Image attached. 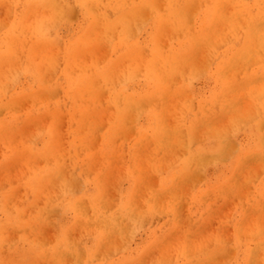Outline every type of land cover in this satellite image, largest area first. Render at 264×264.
<instances>
[{
  "label": "bare ground",
  "instance_id": "obj_1",
  "mask_svg": "<svg viewBox=\"0 0 264 264\" xmlns=\"http://www.w3.org/2000/svg\"><path fill=\"white\" fill-rule=\"evenodd\" d=\"M160 3V7L155 6ZM72 12L78 17L75 24L67 22ZM139 26L145 30L136 36ZM6 65L11 72L33 77L37 99L43 91L40 74L44 70L52 71L47 84L61 91L56 100H40L31 107L37 117L49 119L44 134L38 133L40 145L36 143L35 158L42 159L41 166H26L27 176L23 180L25 192L34 194V198L43 193L53 174L70 166L57 158L56 140L60 138L53 125L61 107L66 119L65 150L70 162H79L81 170L96 164L91 158L94 154L108 153L113 157L119 149L118 152H128L135 161L143 153L147 156L148 145L156 154L183 145L184 157L174 170L183 177L186 171L201 170L209 161H221L226 155L220 134L224 127H229L230 136L246 128L247 132L243 131L248 136L246 142H238L231 149L234 154L229 155L231 158L224 166L228 175L223 178L218 175L212 188L205 190L212 194V200L228 199L240 188L241 178L250 179L252 174L244 172L249 165H264V0H0V67ZM3 74L0 70V75ZM206 76L214 81L207 98L192 94V81ZM4 88L7 89V84H0V107L3 105L10 120L16 121L19 115L11 107L16 105L15 96L19 94ZM101 98L113 109L105 119L108 123L105 130L101 134L97 131L98 147L92 149L89 137L96 131L94 108L97 107L99 121L105 118L100 109ZM144 98L151 102L143 114L146 127H138L128 137L129 133L122 130L134 120L131 109L141 105ZM171 99L182 106L179 112ZM169 114L176 117L172 124L165 121ZM249 118L250 122H243ZM7 122L0 119V139L6 142L13 136L12 125L7 126ZM200 129L204 131L200 133ZM118 137L129 140L126 150H120L119 142L112 147ZM217 138L216 146H205ZM7 148L4 155L14 158L16 152ZM77 151L84 157L78 158ZM3 165L0 161V168ZM173 167L169 166L170 170ZM102 180L99 175L92 180L93 193L104 186ZM169 180L175 179L168 174L164 176V183L173 184ZM251 181L253 185L243 198L246 205L242 208L264 204V172L260 177L253 176ZM130 187L136 189L135 184ZM67 193V183L59 182L55 193L50 195L51 207L55 208L64 198L72 199ZM135 195L131 190H120L122 201H115L111 209L105 200L96 203V197L90 199V206L83 212L77 200L67 205L75 217L87 219L85 234L101 238L114 229L117 231L113 232L119 233L123 230L120 227L130 223L138 200ZM97 196L104 198L101 193ZM177 199L171 193L160 201L156 193L148 192L140 200L149 217L161 210L175 218ZM14 209V214L20 215V208ZM39 211L40 208L35 214L36 221L28 219L31 225L39 223ZM20 228L26 235L31 234L30 226ZM160 229H166L165 224L161 223L157 230ZM11 251L16 257L23 255L18 247ZM181 255L182 263L190 261L184 251ZM13 258L0 251V264H19L9 261ZM249 261L244 264H253Z\"/></svg>",
  "mask_w": 264,
  "mask_h": 264
},
{
  "label": "rangeland",
  "instance_id": "obj_2",
  "mask_svg": "<svg viewBox=\"0 0 264 264\" xmlns=\"http://www.w3.org/2000/svg\"><path fill=\"white\" fill-rule=\"evenodd\" d=\"M155 6L160 7L161 3ZM75 15V12L70 13L67 22L75 24L78 18ZM143 30L145 29L139 26L136 36L143 34ZM14 69L16 70V68ZM0 70L4 71V74L0 75V84H7L8 90H14L19 94V97L15 96L17 98L14 100L16 105L13 104L11 107L13 111L15 110L14 113L19 115L16 121L10 120V114L7 113L3 105V108L0 107V119H6L7 126L12 125L10 132L13 134L8 142L0 139V161L4 164L0 168V251L4 255L14 256L13 260L9 261L19 264H115L117 261V264H244L252 260L253 264H264V204L262 207L252 209L242 208L246 205L243 198L253 185L251 178L253 176L260 177L264 172V165H249L244 172L248 175L251 173V178L246 180L241 178L240 188L228 199L217 197L212 200V194L205 191L209 187L212 188L218 175H221V178L228 175L229 171L224 166L231 158L229 155L232 154L230 153L231 149H234L236 143L247 141L248 135H245L243 131L247 132L246 128L235 131L230 136L229 127H224L220 134L221 140L224 139L226 155L222 157L221 161H209L201 170L197 168L189 173L186 171L183 177L179 176V172H174L178 163H181L180 158L184 157L183 145L174 146L171 150H162L159 154L151 152V145H148L147 156H144L143 153L140 158H135V161L131 160L128 152H118L119 149L113 154V157L108 153L94 154L91 155V158L96 164H90L91 166L81 170L79 162L76 164L70 162L69 153L65 150L66 119L64 108L61 107L53 125L57 138H60L56 140V148L59 152L57 158L59 161L62 159V162L64 160L63 163L70 166L61 168L53 174L51 181L46 183V188H43V193L39 198H34V194L25 192L23 180L27 176L26 166H41L42 159L35 158L36 147L40 143L38 133L44 134V127L49 119L46 116L37 117L31 111V107L40 100L43 102L56 100L61 91L56 89V86L47 84V81L52 78V71L44 70L40 74L43 91L40 93V98L37 99L33 77L28 76V73L11 72L9 65L0 67ZM44 82L46 85L43 84ZM213 85L212 78L197 77L192 81L190 92L207 98ZM7 89L4 88V90ZM138 92L141 93V89H138ZM171 101L175 100L171 99ZM105 102L101 98L100 109L105 117L102 121H99L97 107L94 108L93 120H95L96 131H93L92 136L89 137L91 142L89 146L92 149L98 147L97 131L101 134L105 130L108 125L105 119L109 117V110L113 109ZM140 103L141 105L135 106L130 111V114L134 115L133 122H127V129L122 130L125 134L129 133L128 137H132L138 127H146L143 114L149 109L151 102L144 98ZM152 103L155 104L154 101ZM168 104L173 106L169 102ZM243 105L240 104V107H244ZM176 106H178L177 103ZM181 107H177L178 112ZM174 119L176 120V117L173 114L165 117L168 124H172ZM250 120L251 118L243 122L248 123ZM214 130L210 132H214ZM202 131L204 129H200V133ZM2 132L4 135L7 134V131ZM119 137L114 141L112 147L117 146L116 142H119L120 150H123L129 140L119 139ZM218 142L217 138L215 142L210 141L205 146L207 148L216 146ZM7 146L16 152L14 158L5 156ZM226 148H228L227 152ZM18 153L20 154L18 155ZM23 154H25L24 158ZM70 155L73 153L71 152ZM75 155L78 158L84 157L80 151H77ZM72 159L75 160L74 156ZM171 165L174 166L173 170L169 168ZM164 167L166 168L164 169ZM73 169L75 171H72ZM167 174L175 179L168 181V183H173L171 185L164 183V176ZM98 175L103 179L101 184L104 183V186L93 193L95 186L92 180ZM136 179L138 182L135 181ZM59 182L67 183L68 193L66 196L72 197V199L64 198V200L58 201L54 208L51 207L50 195L55 193ZM132 184H135L136 189L130 187ZM120 190L123 192L131 190L136 193L135 196L138 198L133 215L128 220L130 223L126 227H120L123 230L119 233L113 232L117 231L114 229L101 238H96L91 233L85 234L88 227V223L85 221L87 219L78 215L75 217L67 203L77 200L78 206L82 207L80 210L83 212L88 209L87 205L90 206V199L96 197V203L105 200L107 207L111 209L115 206L113 205L115 201H122L119 196ZM148 192L156 193L160 197V201L166 199L171 193L178 197L175 218L166 215L161 210L149 217L144 212L145 207L142 206L140 200ZM97 193L103 194L104 198L98 199ZM22 198L26 201H20ZM238 200H241L240 204L236 203ZM187 202L193 204L187 206ZM14 208H20V215H18L19 213L14 214ZM39 208L41 219L38 224L31 225L28 219L36 221L35 214ZM188 221H190V225ZM161 223L165 224L166 229L157 230ZM21 225L30 226L31 234L26 235L20 228ZM21 232L25 234L22 235ZM51 246H53L52 249ZM17 247L23 254L21 257H16L11 251ZM183 251L190 257L189 262L182 263L181 253ZM27 259L28 262H26ZM7 264L10 263L7 262Z\"/></svg>",
  "mask_w": 264,
  "mask_h": 264
}]
</instances>
